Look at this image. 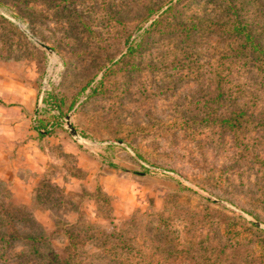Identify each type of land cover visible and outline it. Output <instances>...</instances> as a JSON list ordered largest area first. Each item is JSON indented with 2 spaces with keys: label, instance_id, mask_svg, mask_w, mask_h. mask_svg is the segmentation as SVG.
Masks as SVG:
<instances>
[{
  "label": "rangeland",
  "instance_id": "rangeland-1",
  "mask_svg": "<svg viewBox=\"0 0 264 264\" xmlns=\"http://www.w3.org/2000/svg\"><path fill=\"white\" fill-rule=\"evenodd\" d=\"M0 59L58 80L46 161L0 179L61 261L264 264V0H0Z\"/></svg>",
  "mask_w": 264,
  "mask_h": 264
},
{
  "label": "crops",
  "instance_id": "crops-1",
  "mask_svg": "<svg viewBox=\"0 0 264 264\" xmlns=\"http://www.w3.org/2000/svg\"><path fill=\"white\" fill-rule=\"evenodd\" d=\"M19 63L0 59V177L8 183L15 175L16 186L25 187L22 169L43 166L40 137L48 136L33 122L41 90L37 76H21Z\"/></svg>",
  "mask_w": 264,
  "mask_h": 264
},
{
  "label": "trees",
  "instance_id": "trees-1",
  "mask_svg": "<svg viewBox=\"0 0 264 264\" xmlns=\"http://www.w3.org/2000/svg\"><path fill=\"white\" fill-rule=\"evenodd\" d=\"M235 34L243 41L242 48L249 38L256 45L261 42L258 38L246 34L244 29L238 25L235 26ZM57 189L60 190L57 186H53V190ZM7 191L9 190L5 181L0 179V246L3 249L9 247V250L17 245L22 246V251L17 253L16 256L25 261L26 258L36 261L38 258L47 256V258H51L49 264H67V260L61 261L56 255L51 247V238L29 210L24 207H11L3 201L4 196L8 194ZM46 192H51V190H47ZM41 193L40 191L38 198L42 200L43 195ZM83 228L85 227L83 226ZM79 229L80 226L78 225L66 228L67 237L74 243H78ZM120 247L122 249L126 248L124 240ZM3 249L1 248V250ZM8 256V252L7 254L0 255V261H7Z\"/></svg>",
  "mask_w": 264,
  "mask_h": 264
},
{
  "label": "built area",
  "instance_id": "built-area-1",
  "mask_svg": "<svg viewBox=\"0 0 264 264\" xmlns=\"http://www.w3.org/2000/svg\"><path fill=\"white\" fill-rule=\"evenodd\" d=\"M51 66H49L46 71V73L48 75H46L45 79L43 80L42 83V87L40 90V94H39V103H38V109H37V113L35 115V123H37L38 127L41 128V131H52L53 129V122L49 123V124H44L45 127L41 126L42 124H39V121L42 119V114L45 111H54L53 109H55V99L57 98L59 100V89H58V80L56 83H54V86H52V84L50 83V78L49 76H51V70H50ZM41 118V119H40Z\"/></svg>",
  "mask_w": 264,
  "mask_h": 264
},
{
  "label": "water",
  "instance_id": "water-1",
  "mask_svg": "<svg viewBox=\"0 0 264 264\" xmlns=\"http://www.w3.org/2000/svg\"><path fill=\"white\" fill-rule=\"evenodd\" d=\"M31 37L33 38V36H31ZM34 40H36L38 42V44L41 45L46 50L53 51V49L51 47H49L47 44H45V43H43V42H41L35 38H34ZM66 128L69 130L70 135L73 136L76 140H78V141L82 140V137L79 135L78 130L74 127V125L71 121V116H68L66 118ZM256 224L261 225V223L257 222V221H256Z\"/></svg>",
  "mask_w": 264,
  "mask_h": 264
}]
</instances>
